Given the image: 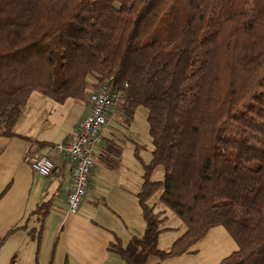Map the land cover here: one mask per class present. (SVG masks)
I'll return each mask as SVG.
<instances>
[{
  "label": "trees",
  "instance_id": "obj_1",
  "mask_svg": "<svg viewBox=\"0 0 264 264\" xmlns=\"http://www.w3.org/2000/svg\"><path fill=\"white\" fill-rule=\"evenodd\" d=\"M88 78L119 92L127 118L146 108L144 229L111 245L122 263L181 254L223 225L238 248L217 264H264V0H0L1 134L32 92L88 102ZM49 206L29 213L36 250ZM168 212L183 225L164 250Z\"/></svg>",
  "mask_w": 264,
  "mask_h": 264
},
{
  "label": "crops",
  "instance_id": "obj_2",
  "mask_svg": "<svg viewBox=\"0 0 264 264\" xmlns=\"http://www.w3.org/2000/svg\"><path fill=\"white\" fill-rule=\"evenodd\" d=\"M88 110L89 103L83 100L55 102L32 92L12 133H0V264H123L111 245L126 246L132 237L142 235L144 220L136 193L150 155L145 151V159L138 157L134 143L139 142L129 140L133 148L128 144L132 133L119 106L110 111L100 140L93 145L86 194L76 213L67 211L71 167L54 146L66 139ZM41 155L53 162L49 176L30 166V159ZM45 198L50 206L36 250L29 230H37L38 221L29 213ZM173 239L165 240L168 246L161 249H168ZM237 248L225 227L214 225L185 252L149 256L147 262L217 264Z\"/></svg>",
  "mask_w": 264,
  "mask_h": 264
},
{
  "label": "built area",
  "instance_id": "obj_3",
  "mask_svg": "<svg viewBox=\"0 0 264 264\" xmlns=\"http://www.w3.org/2000/svg\"><path fill=\"white\" fill-rule=\"evenodd\" d=\"M120 99L119 92L106 82L95 84L88 93L89 110L75 124L66 139L54 146L71 167V182L66 194L69 213L77 212L86 194L89 173L94 163L91 155L93 145L99 142V133L106 124L110 111L120 107ZM30 166L44 176H49L54 167L47 155L31 158Z\"/></svg>",
  "mask_w": 264,
  "mask_h": 264
},
{
  "label": "rangeland",
  "instance_id": "obj_4",
  "mask_svg": "<svg viewBox=\"0 0 264 264\" xmlns=\"http://www.w3.org/2000/svg\"><path fill=\"white\" fill-rule=\"evenodd\" d=\"M93 83V82H92ZM95 83V82H94ZM91 85L89 87V91L92 90L94 87ZM125 121L128 124V128L131 130L132 135L129 136L128 138V144L131 145V148H133L132 144L130 141L136 140L139 143H134V145L137 148V154L139 157L146 158L148 155L145 157V151L148 153L149 149L151 147V138L148 133L147 129V122H146V108L144 106H138L132 115L129 116V118H126ZM130 140V141H129ZM163 175V169L161 166H158L154 169L152 172L151 178L152 179H160ZM169 218L168 220H165L163 223H161V227L164 226H173V227H178L176 229H171V230H166L164 231L163 236L161 237L159 241V247L163 248V246H168L167 243H165V240L170 241L171 238H175L182 230V221L172 212H169ZM166 237V238H164Z\"/></svg>",
  "mask_w": 264,
  "mask_h": 264
}]
</instances>
